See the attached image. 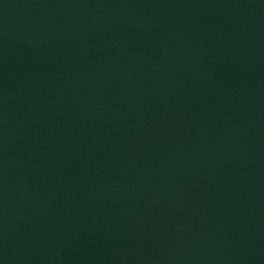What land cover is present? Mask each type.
<instances>
[{"label":"water","instance_id":"1","mask_svg":"<svg viewBox=\"0 0 264 264\" xmlns=\"http://www.w3.org/2000/svg\"><path fill=\"white\" fill-rule=\"evenodd\" d=\"M0 264H264V0H0Z\"/></svg>","mask_w":264,"mask_h":264}]
</instances>
